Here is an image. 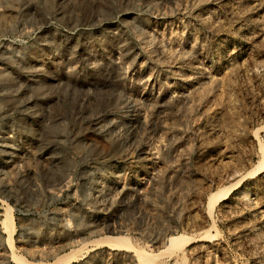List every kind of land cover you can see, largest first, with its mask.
<instances>
[{"label":"rangeland","instance_id":"obj_1","mask_svg":"<svg viewBox=\"0 0 264 264\" xmlns=\"http://www.w3.org/2000/svg\"><path fill=\"white\" fill-rule=\"evenodd\" d=\"M263 165L264 0H0V264H264Z\"/></svg>","mask_w":264,"mask_h":264},{"label":"bare ground","instance_id":"obj_2","mask_svg":"<svg viewBox=\"0 0 264 264\" xmlns=\"http://www.w3.org/2000/svg\"><path fill=\"white\" fill-rule=\"evenodd\" d=\"M264 166V165H263ZM249 196V193L248 192H242V198H247ZM12 234V233H11ZM175 239H172L171 240V244L175 243ZM185 244V243H184ZM172 249V248H171ZM74 253V252H73ZM69 258V256H63L62 258L58 259L57 261H55L54 263H51V264H61L60 262L63 260V259H67ZM72 259L71 257L69 258V260ZM66 262V261H65ZM20 264H26V262H21ZM28 264V263H27ZM31 264H48V263H42V262H36V263H31ZM68 264V263H67Z\"/></svg>","mask_w":264,"mask_h":264}]
</instances>
